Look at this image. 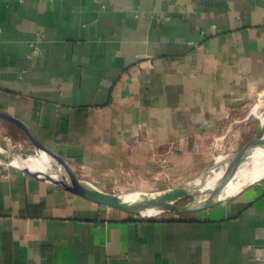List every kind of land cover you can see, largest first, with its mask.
<instances>
[{
    "label": "crops",
    "instance_id": "obj_1",
    "mask_svg": "<svg viewBox=\"0 0 264 264\" xmlns=\"http://www.w3.org/2000/svg\"><path fill=\"white\" fill-rule=\"evenodd\" d=\"M0 28V107L106 190L191 179L264 91V0H0ZM0 264H264V176L145 218L0 164Z\"/></svg>",
    "mask_w": 264,
    "mask_h": 264
},
{
    "label": "water",
    "instance_id": "obj_2",
    "mask_svg": "<svg viewBox=\"0 0 264 264\" xmlns=\"http://www.w3.org/2000/svg\"><path fill=\"white\" fill-rule=\"evenodd\" d=\"M0 118L9 121L17 128L21 129L29 137L33 146L36 147L42 153H44L48 161H50V165L52 164L56 168H58L62 175L61 177L54 179L48 176L44 172L31 171L25 166H21V165L15 166L13 164H10V162L9 163L2 162V163H6L7 165L20 168L21 170L27 173H30L36 177H39L53 184L64 187L65 189L73 193L79 194L101 205L123 211L130 215L145 217V218L153 217L155 215L169 211L174 212L176 214L195 212L228 199L229 197L223 200L213 201L216 198V196L221 194L224 187L231 180V172L234 169V167L239 166L242 162V159H244V157H246V155L249 152H252L256 149L264 150V130L262 129L260 130L258 128L259 126L258 125L254 135L242 147L225 154L227 157H229V163L221 183L216 187H212L211 189H208V191L203 193L197 201L194 199L192 195H187L186 190L189 187L197 188V189L199 188L198 185L196 184V181L207 167L204 170H202L200 174H198V176H196L195 178H191L178 186H173V187L154 190V191H148V192H157L160 190H171V193L167 197V199L162 198L161 200L150 201L148 203H138V202L127 203L122 200L121 195L103 189L94 182H92L91 180L81 176L62 156H60L52 149L44 145V143L36 136V134L25 123L16 119L1 107H0ZM2 154L6 156V159L12 158L13 156H22L23 158L32 157L22 152L20 153L8 152L4 148H2ZM259 179L260 178L253 180L248 184H246L245 186ZM69 185L76 186V188H71L69 187ZM199 186L202 187L201 184ZM185 197L190 198V201L185 204H180L178 201Z\"/></svg>",
    "mask_w": 264,
    "mask_h": 264
},
{
    "label": "bare ground",
    "instance_id": "obj_3",
    "mask_svg": "<svg viewBox=\"0 0 264 264\" xmlns=\"http://www.w3.org/2000/svg\"><path fill=\"white\" fill-rule=\"evenodd\" d=\"M255 100L257 101L249 108L243 110L234 123L237 124L241 120L244 121V119L249 116H255L258 120V128L260 130H264V91L260 92L258 95V99ZM233 114L235 113L233 112ZM221 147V140L220 138H217L214 143V148L220 150ZM3 155L4 154H2V147L0 146V163L10 162V164H13L15 166H25L31 171L44 172L54 179H57L62 175L58 168H56L52 164L50 165V161H48L46 155L42 152L39 156H32L28 158H23L22 156H13L12 158L6 159V156L4 155V157ZM242 161L244 162L241 163L239 166L234 167L231 172V180L224 187L221 194L216 196L213 201H219L227 197H231L232 195L240 191L242 188H244L245 185L249 182L264 176V150L256 149L252 152H249L246 157L242 159ZM228 163L229 157L219 151V153L216 154L214 157V162L209 167H207L198 177L196 184L199 188L197 189L189 187L186 190V194L192 195L197 201L203 193L208 191V189L218 186L223 179L225 171L228 167ZM235 174H237L238 176V179L236 181H234ZM200 184L202 185V187L199 186ZM69 187L76 188V186L73 185H69ZM170 193L171 190H160L157 192L134 190L123 192L120 195L122 200L127 203H148L150 201L161 200L162 198L167 199Z\"/></svg>",
    "mask_w": 264,
    "mask_h": 264
},
{
    "label": "rangeland",
    "instance_id": "obj_4",
    "mask_svg": "<svg viewBox=\"0 0 264 264\" xmlns=\"http://www.w3.org/2000/svg\"><path fill=\"white\" fill-rule=\"evenodd\" d=\"M258 99V97H257ZM257 100L252 102L248 107L253 105ZM247 108V107H246ZM244 110V109H243ZM238 115L231 114L227 119L225 124L222 127V130L226 129L225 126L228 125V123L234 119V117H238ZM245 121V122H244ZM242 120L238 125L231 127L230 130L227 129L223 137H221V145L222 147L220 150L214 148V139H212V145H211V157L210 160L207 161L206 165L202 167L199 171L197 170L194 174H190L189 178H195L200 174L202 170H204L206 167H208L210 164L214 162V157L216 154L219 153V151L223 154H227L229 152H232L235 149H238L242 147L256 132L257 126H258V120L255 116H249L246 119ZM239 127V128H238ZM229 134V135H228ZM228 135V136H227ZM216 141V140H215ZM224 145V146H223ZM0 146L7 150L8 152L12 153H24L26 155L30 156H39L41 155V151H39L36 147L33 146L31 143L29 137L19 128L16 126L9 124L6 122V120H3L0 118ZM242 161L241 163H243ZM1 165H7L6 163H0ZM10 166V165H8ZM238 179L237 174H235L234 181ZM184 183V180H176L173 181L172 184L175 186H178L180 184ZM108 191L114 192L116 194H121L123 192L128 191H134L130 189H119L114 188L110 189V187H106ZM119 189V190H118ZM154 191V190H153ZM190 201V198L185 197L180 199L178 202L180 204H185Z\"/></svg>",
    "mask_w": 264,
    "mask_h": 264
},
{
    "label": "built area",
    "instance_id": "obj_5",
    "mask_svg": "<svg viewBox=\"0 0 264 264\" xmlns=\"http://www.w3.org/2000/svg\"><path fill=\"white\" fill-rule=\"evenodd\" d=\"M0 30H1V28H0ZM36 40L35 41H33L32 43H31V45H32V52L33 53H37L38 52V48H37V46H36Z\"/></svg>",
    "mask_w": 264,
    "mask_h": 264
}]
</instances>
